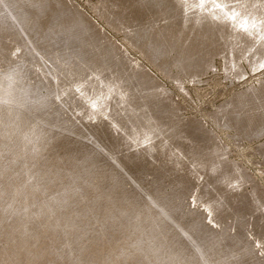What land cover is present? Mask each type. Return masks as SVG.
<instances>
[{
    "label": "rangeland",
    "instance_id": "obj_1",
    "mask_svg": "<svg viewBox=\"0 0 264 264\" xmlns=\"http://www.w3.org/2000/svg\"><path fill=\"white\" fill-rule=\"evenodd\" d=\"M263 83L264 0H0V264H264Z\"/></svg>",
    "mask_w": 264,
    "mask_h": 264
},
{
    "label": "bare ground",
    "instance_id": "obj_2",
    "mask_svg": "<svg viewBox=\"0 0 264 264\" xmlns=\"http://www.w3.org/2000/svg\"><path fill=\"white\" fill-rule=\"evenodd\" d=\"M218 2V1H217ZM223 4V3H222ZM193 7V6H192ZM218 10V9H217ZM240 10V9H239ZM211 18V17H210ZM240 18V17H239ZM234 22V21H233ZM63 24V23H62ZM231 25V24H230ZM228 26V25H227ZM261 45V44H260ZM181 52V51H180ZM259 52V51H258ZM260 91L264 89V83L259 86ZM259 134V133H256Z\"/></svg>",
    "mask_w": 264,
    "mask_h": 264
}]
</instances>
